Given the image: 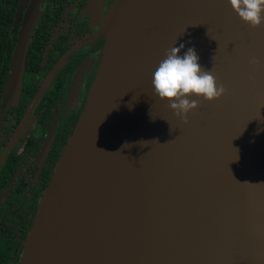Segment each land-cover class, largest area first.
Masks as SVG:
<instances>
[{"label":"water","instance_id":"obj_1","mask_svg":"<svg viewBox=\"0 0 264 264\" xmlns=\"http://www.w3.org/2000/svg\"><path fill=\"white\" fill-rule=\"evenodd\" d=\"M102 35L19 264H264V25L228 0H114ZM174 44L226 89L188 123L151 84Z\"/></svg>","mask_w":264,"mask_h":264},{"label":"flooded vegetation","instance_id":"obj_2","mask_svg":"<svg viewBox=\"0 0 264 264\" xmlns=\"http://www.w3.org/2000/svg\"><path fill=\"white\" fill-rule=\"evenodd\" d=\"M114 0H0V264H19L100 67Z\"/></svg>","mask_w":264,"mask_h":264},{"label":"clouds","instance_id":"obj_3","mask_svg":"<svg viewBox=\"0 0 264 264\" xmlns=\"http://www.w3.org/2000/svg\"><path fill=\"white\" fill-rule=\"evenodd\" d=\"M228 3L239 19L251 28L264 25V0H228ZM182 49L183 44L179 47L174 44L165 51L164 58L152 74L151 84L153 94L160 100L167 101L173 113L184 123H188V114L201 107V100L207 102L217 100L226 93V89L218 82L213 69L206 70L200 65L199 56L194 48H188L181 55ZM249 63L258 66L260 61L251 58ZM153 142L160 144L158 141H150L143 142V146Z\"/></svg>","mask_w":264,"mask_h":264}]
</instances>
